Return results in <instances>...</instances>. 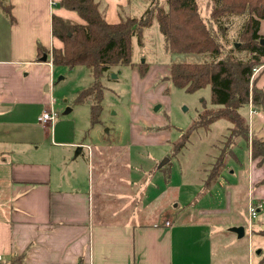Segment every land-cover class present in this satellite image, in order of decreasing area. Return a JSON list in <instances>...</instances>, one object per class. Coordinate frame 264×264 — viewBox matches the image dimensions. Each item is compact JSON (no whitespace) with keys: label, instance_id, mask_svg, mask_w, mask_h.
Segmentation results:
<instances>
[{"label":"crops","instance_id":"obj_1","mask_svg":"<svg viewBox=\"0 0 264 264\" xmlns=\"http://www.w3.org/2000/svg\"><path fill=\"white\" fill-rule=\"evenodd\" d=\"M4 1L13 6L14 23L0 11L2 264H264V165L252 153L254 141L264 142V112L250 117L249 105L241 109L249 124V140L232 150L238 162L247 150L246 181L226 179L228 165L217 183L207 187L208 174H202L198 188L186 180L179 191L182 201H175L179 211L181 202L186 209L206 205L215 211L209 215L221 219L205 214L208 220L199 223L202 227L173 222L164 214L174 204L171 199L167 207L158 206L174 188L157 178L163 169L158 167L160 158L168 152L157 156L144 149L170 142L153 137L158 132H143L132 123L128 143L119 149L105 140L96 147L90 129L80 135L68 120L56 119L47 126L39 122L57 105L48 84L56 70L52 50L62 49L63 43L53 36L52 18L57 15L78 24L84 20L61 8V0ZM99 1L110 24L145 12L149 4ZM261 73L264 78V69ZM257 86L264 90V84ZM250 204L262 206L252 223ZM225 217L233 219L220 227ZM238 227L245 229L243 238L233 231Z\"/></svg>","mask_w":264,"mask_h":264},{"label":"trees","instance_id":"obj_2","mask_svg":"<svg viewBox=\"0 0 264 264\" xmlns=\"http://www.w3.org/2000/svg\"><path fill=\"white\" fill-rule=\"evenodd\" d=\"M210 1L207 19L201 13L198 0H150L141 17H127L117 24L106 21L99 0L60 1L61 8L76 12L85 23L53 16V36L63 43V48L52 50V63L54 67L83 66L90 70L93 83L77 94L75 104L91 105L93 125L99 123L104 111L102 79L115 67L135 66L134 42L143 46L145 30L156 23L168 53L205 57L201 62H173L165 80L189 93L210 87L215 106L199 114L187 135L176 144L175 152H181L193 131L208 130L215 122L226 120L232 125L226 154L236 157L232 148L240 141L249 140V124L241 109L252 101L257 111L264 112V90L257 86L258 78L251 89L253 70L262 66L264 59V0ZM12 10L10 3L0 0V11L14 23ZM230 18L242 20L238 39L233 44H230ZM138 66L144 76L148 65ZM223 152L216 162L218 175L208 178L207 187L222 174L219 170L226 164ZM252 153L263 166L264 142L254 141Z\"/></svg>","mask_w":264,"mask_h":264},{"label":"rangeland","instance_id":"obj_3","mask_svg":"<svg viewBox=\"0 0 264 264\" xmlns=\"http://www.w3.org/2000/svg\"><path fill=\"white\" fill-rule=\"evenodd\" d=\"M198 3L203 17L207 19L211 12V1L198 0ZM143 13L144 10H141L133 16L141 17ZM228 21H230V44H233L238 39L242 20L230 18ZM262 27V31H264V22ZM143 41V46H139L136 41L134 42L133 61L135 66L115 67L102 79L105 91L103 96L104 111L98 124L93 125L91 122L92 109L90 104H75L77 94L93 83V77L87 67L81 66L74 69L62 66L56 67L55 77L48 84V94L52 95L56 101L57 120H68L69 126H72L71 129L75 128L80 135H86V132L90 129L88 134H90V138L96 147H99L98 145L102 146L103 142L106 141L105 143L108 146L117 145V148L123 149L124 144L128 143L132 123L141 127L143 132H158V135L153 136L157 140L160 139L164 143L170 141L160 146L155 140L157 145L151 143L149 147H144V149H148L150 153L157 156L168 152L167 156H163V154L160 158L158 167L163 169L159 171L157 178L162 181L166 179L167 183L169 182L168 184H171L174 188L165 194V204H158V206L160 210L167 207L168 201L171 199L174 204L164 213L166 219L170 218L173 222L182 221L185 224L192 222V224L202 227L203 224L199 223H207L208 217L209 219L221 218L209 215L215 213V211L205 209L206 205H202L197 210L186 209L184 202H181L177 204L180 206L179 211L175 205L179 202L175 201H182L180 198L181 192L179 193V191L185 188V186L182 188L184 181L187 180L188 185L196 189L199 186L198 180L202 178V174L205 176L208 174L209 178L212 175H218L216 169L218 164L216 162L223 150H225L223 153H228L227 144L230 131L226 128L228 126L232 127V125L229 121L219 120L212 124L208 130L205 128L197 129L189 134L188 141L181 152H175L176 144L187 135L199 114L205 109H214L215 106L212 104L210 87L189 93L174 86L165 78L168 76L169 67L173 62H201L205 60V57L199 54L168 53L165 49L164 37L156 23L145 30ZM207 60L210 61V58ZM141 63L148 65V71L144 76L140 74L138 66ZM259 68L261 70L256 77V79L258 78L257 85H263L264 78H260L262 76L260 74H262L264 66H259ZM113 76L116 77L113 78ZM255 81L252 85L255 84ZM73 107L75 110L72 113H67ZM164 137L167 140H161ZM101 140L105 141L102 142ZM236 158L226 154L225 167L219 171L224 172L229 165L231 171L227 170L224 177L232 182L236 180L244 182L248 178L249 171L247 150L244 149L240 155V162ZM230 162L232 163L229 164ZM182 194L184 195V191ZM152 208L150 209L152 210ZM178 214L179 217H176L175 215ZM205 214H208V217ZM233 216H236V214ZM232 219L228 218V222L226 217L223 218L219 222V226L221 227L224 224L226 227ZM221 241L222 239L219 241L220 245L223 246ZM236 246L239 247L240 245Z\"/></svg>","mask_w":264,"mask_h":264},{"label":"built area","instance_id":"obj_4","mask_svg":"<svg viewBox=\"0 0 264 264\" xmlns=\"http://www.w3.org/2000/svg\"><path fill=\"white\" fill-rule=\"evenodd\" d=\"M261 68L256 67L253 70V75L251 77V89L253 87V82L255 81L258 73L260 72ZM249 113H250V117H252L255 113H257V110L255 109V106L253 104L252 101H250L249 103ZM58 117V113L55 112L54 110L50 111V112H45L40 118H39V122L43 125V126H47L48 124H52L55 122V120ZM262 206L261 205H254V204H250L249 207V214H250V223L254 222V220L257 218L259 211L261 210ZM167 225H169V223H167ZM3 263V258L0 256V264Z\"/></svg>","mask_w":264,"mask_h":264},{"label":"water","instance_id":"obj_5","mask_svg":"<svg viewBox=\"0 0 264 264\" xmlns=\"http://www.w3.org/2000/svg\"><path fill=\"white\" fill-rule=\"evenodd\" d=\"M42 60L45 62L46 60H47V56L45 55L43 58H42ZM116 76H113V78H115ZM157 110L159 109V108H156ZM168 161V160H167ZM166 161V162H167ZM165 162V163H166ZM233 231L235 232V233H237L238 234V236H239V238H243L244 237V235H245V229L243 228V227H238V228H235V229H233Z\"/></svg>","mask_w":264,"mask_h":264}]
</instances>
